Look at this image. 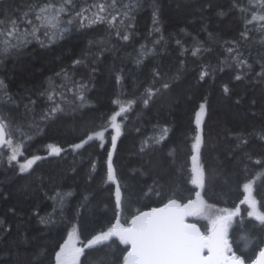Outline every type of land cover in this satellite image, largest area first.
<instances>
[{"label":"trees","instance_id":"obj_1","mask_svg":"<svg viewBox=\"0 0 264 264\" xmlns=\"http://www.w3.org/2000/svg\"><path fill=\"white\" fill-rule=\"evenodd\" d=\"M34 2L0 0V12L18 17ZM99 2L73 0L74 7L61 18V27L67 29L62 35L50 40L41 29L35 38L28 37L30 42L25 46L0 54V119L11 125L14 142L23 141L16 161L9 163L10 151L4 146L0 151V264H55V254L72 228L84 248L78 264L123 263L126 246L116 237L85 247L116 223V185L105 183L109 151H113L112 164L121 188V224H126L137 209L150 211L163 206L173 190L181 203L195 200L200 191L210 205L240 206L228 240L233 251L244 253L249 258L246 264H250L264 247V229L248 217L250 209L240 200L246 176L261 171L262 166L254 161H264V141L249 136L244 149L233 152L235 142L227 136L229 132L248 134L264 129V80L257 76L264 63V45L260 43L264 32L258 25L264 21L247 26L249 40L241 37L245 16L251 19L253 13L264 14V9L251 7L249 0H117L122 10H127L123 5H132L125 23L117 21L121 35L129 36L124 41L107 22L90 24L84 20L81 24L76 12ZM241 8L248 11L241 12ZM226 41L238 42L250 68H237L227 59L226 49L232 45ZM196 47L201 51L194 56ZM77 60L82 63L74 64ZM62 70L68 72L69 79L57 76ZM155 71L161 74L155 87L165 82L171 86L145 106L143 93L153 84ZM204 71L208 75L201 80ZM238 74L240 80L235 79ZM73 82L77 88L79 83L86 85L78 89L83 101L64 87H72ZM52 88L62 108L42 119L52 102L41 93ZM117 96L122 102L134 103L118 117L121 134L115 150L111 142L115 131L108 126L103 148L99 140H93L73 151L72 145L107 124L118 110L113 104ZM205 98L200 158L206 181L203 189H197L190 183L191 144L195 112ZM163 127L170 129L167 137L142 152V142ZM49 145L62 151L49 155ZM36 156L40 159L21 173L20 164ZM156 191L162 195L157 196ZM253 196L258 210L264 211V184L260 180L254 185ZM187 220L207 231L206 221Z\"/></svg>","mask_w":264,"mask_h":264},{"label":"snow or ice","instance_id":"obj_2","mask_svg":"<svg viewBox=\"0 0 264 264\" xmlns=\"http://www.w3.org/2000/svg\"><path fill=\"white\" fill-rule=\"evenodd\" d=\"M249 5L253 8L264 9V0H249ZM73 7V0H60L59 3L56 0H36V2L30 3L18 17L10 13L0 12V54H7L10 50L25 46L30 42L28 37L35 38L37 32L41 29L44 30V34L50 40L62 35L67 29L61 27V18L64 15H68ZM131 7V4H126L123 5V9L127 10H122L117 4V0H110V2L100 0L99 3H95L91 7L82 8L79 12H76V16L80 18L81 24H83L84 20H88L90 24L107 22L110 28L116 27V35L119 38L127 41L129 36L127 34L121 35L117 27V21L120 24H124L125 19L129 18ZM92 9H95V11ZM240 11L247 12L248 9L241 8ZM87 13H91V16L87 15ZM254 21H264V14L256 15L253 13L251 19L245 16V31L241 32L243 40L247 41L250 39V30L247 26ZM67 22L71 24L72 20L69 19ZM153 23L154 25L158 23L155 11L153 12ZM126 26L130 27L131 25ZM258 29L264 32V24L258 25ZM155 31H159V28H155ZM228 43H231L232 46L226 49L229 54L227 59L234 61L237 68H250L251 65L248 64L244 54L240 51L238 42H225V44ZM260 43L264 45V36L261 37ZM200 51L201 48L196 47L192 54L195 56ZM80 63H82L81 60L74 62V64ZM207 75L206 71L201 72V80ZM57 76L63 77L65 80L70 78L68 72L64 70L57 73ZM257 76L264 80V63H262V70L257 73ZM153 77V84L146 87L143 93V104L145 106H148L149 102L158 93L169 89L171 86L170 82H165L160 87H155V79H160L161 74L155 71ZM241 78L240 74L235 77L236 80ZM119 80L120 78L117 77V83H119ZM64 87H66L67 91L76 92L77 98L83 101L84 97L78 89H83L86 85L79 83L77 88V82H73L72 87ZM224 92L226 94L229 92L227 86H225ZM41 95H47L48 100L52 102V107L43 114L42 119H47L61 110L62 105L60 101L56 100L57 93L54 88L46 89ZM60 96L62 99H67L63 93H60ZM31 103H35V101H31ZM132 103L134 101L122 102L117 96L113 100V104L118 106V110L114 111L108 118L107 124L101 126L102 130L88 134L80 143L72 145V150H79L93 140H99L100 147L103 148L104 133L108 126L115 131V135L111 137L112 150H115L117 138L121 134V122H118V117L124 116L130 110ZM206 105L207 98L200 103L198 110L195 112V135L191 144L190 183L198 189H203L206 181V171L200 158L201 148L204 143L202 125L205 122ZM124 118L126 119V117ZM17 131H20V129H17ZM169 131L168 127L161 128L157 135L149 137L142 142L140 150L143 152L150 144L160 143L167 137ZM14 135L11 125L0 119V151H2L4 145H7L10 149V154L8 155L9 163L16 161L17 157L22 154L23 141L14 142ZM249 136H255L257 139L264 141V129H254L248 134L229 132L227 138L235 142L233 152L236 150L242 151L249 143ZM48 148L49 155H59L62 151L61 148L54 145H49ZM112 156L113 151H109L107 180L105 183L116 185V223L109 227L107 231L95 235L87 242L85 247L92 248L104 241H108L112 237H116L121 245L126 246L123 249L126 253L123 256V264H246L249 258L242 252L238 254L233 251L228 240V229L233 222V218L240 214V206L237 205L233 209H214L212 205L206 203L201 197L200 191L195 193V200L189 199L187 203H181L176 198V190H173L163 206L153 207L150 211L137 209L136 214L132 215L126 224H121L120 214L123 209V202L121 199V188L112 164ZM247 158L249 160L252 159L250 155ZM39 159L40 157L36 156L33 159L26 160V162L20 164L19 171L21 173L27 172ZM254 163L262 166L261 171L256 176H246V182L242 185L244 196L240 200V204L247 205L248 209H250L247 212L248 217L255 219L259 227L264 229V211L258 210L257 199L253 196L256 181L260 180L264 184V161L258 159ZM245 171H247L246 165ZM151 191L152 189L150 188L149 192ZM147 194L145 193V195ZM155 194L157 196L162 195L160 191H156ZM261 206L264 207V202H261ZM188 217L206 219L208 221L207 231L202 232L196 223L187 220ZM41 222L45 223L46 221L42 219ZM74 232L75 229L69 233L68 238L60 246L59 251L56 252L55 264H78L84 248L76 246L73 239ZM250 264H264V247L259 249L258 255H256L254 260H251Z\"/></svg>","mask_w":264,"mask_h":264},{"label":"rangeland","instance_id":"obj_3","mask_svg":"<svg viewBox=\"0 0 264 264\" xmlns=\"http://www.w3.org/2000/svg\"><path fill=\"white\" fill-rule=\"evenodd\" d=\"M194 121H195V118H194ZM194 125H195V122H194ZM4 149L7 150V151H10V149L7 147V145H4ZM190 167H191V160H190ZM193 186H194V185H193ZM194 187H196V186H194ZM197 189H198V188H197ZM212 206H213V205H212ZM213 208L215 209V208H219V207L213 206ZM192 218L206 221L207 224H208V221H207L206 219H202V218H198V217H192ZM232 224H233V222H232ZM232 224L230 225V227H229V229H228V233H229V230H230ZM73 230H74V228H72V230L70 231V233L73 232ZM68 235H69V234H68ZM67 238H68V236H67ZM67 238H66V239H67ZM73 239H74V241H75V243H76V246H77V247H80V244H79V241H78V238H77V234H76V232H74ZM104 242H105V241H104ZM102 243H103V242H102ZM98 245H99V244H98Z\"/></svg>","mask_w":264,"mask_h":264},{"label":"water","instance_id":"obj_4","mask_svg":"<svg viewBox=\"0 0 264 264\" xmlns=\"http://www.w3.org/2000/svg\"><path fill=\"white\" fill-rule=\"evenodd\" d=\"M89 142H90V141H89ZM89 142H88V143H89ZM122 264H123V263H122Z\"/></svg>","mask_w":264,"mask_h":264}]
</instances>
